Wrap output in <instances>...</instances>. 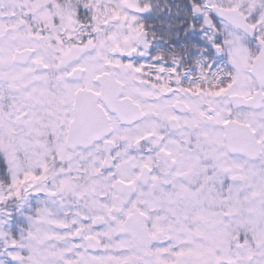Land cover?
<instances>
[{"label":"snow or ice","instance_id":"6c2138e0","mask_svg":"<svg viewBox=\"0 0 264 264\" xmlns=\"http://www.w3.org/2000/svg\"><path fill=\"white\" fill-rule=\"evenodd\" d=\"M0 264H264V0H0Z\"/></svg>","mask_w":264,"mask_h":264}]
</instances>
